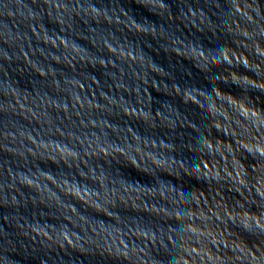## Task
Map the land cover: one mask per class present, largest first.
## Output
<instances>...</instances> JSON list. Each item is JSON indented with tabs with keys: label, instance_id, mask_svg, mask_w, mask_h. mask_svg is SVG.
I'll return each instance as SVG.
<instances>
[{
	"label": "water",
	"instance_id": "obj_1",
	"mask_svg": "<svg viewBox=\"0 0 264 264\" xmlns=\"http://www.w3.org/2000/svg\"><path fill=\"white\" fill-rule=\"evenodd\" d=\"M0 264H264V0H0Z\"/></svg>",
	"mask_w": 264,
	"mask_h": 264
}]
</instances>
